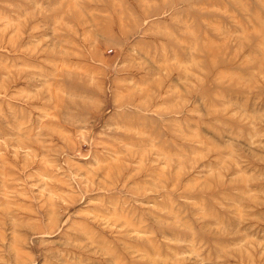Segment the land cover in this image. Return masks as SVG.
I'll list each match as a JSON object with an SVG mask.
<instances>
[{"label":"rangeland","instance_id":"rangeland-1","mask_svg":"<svg viewBox=\"0 0 264 264\" xmlns=\"http://www.w3.org/2000/svg\"><path fill=\"white\" fill-rule=\"evenodd\" d=\"M0 264H264V0H0Z\"/></svg>","mask_w":264,"mask_h":264}]
</instances>
